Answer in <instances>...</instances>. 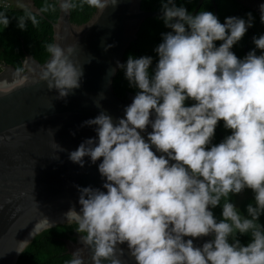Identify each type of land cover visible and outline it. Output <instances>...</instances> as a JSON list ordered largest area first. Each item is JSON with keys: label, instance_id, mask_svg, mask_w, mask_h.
Returning a JSON list of instances; mask_svg holds the SVG:
<instances>
[{"label": "clouds", "instance_id": "9594fccd", "mask_svg": "<svg viewBox=\"0 0 264 264\" xmlns=\"http://www.w3.org/2000/svg\"><path fill=\"white\" fill-rule=\"evenodd\" d=\"M58 3L64 15L84 5L100 14L117 0ZM260 10L264 23V4ZM48 11L56 6L39 10ZM160 11L170 31L154 49V69L150 73L151 56L117 62L111 74L123 70L138 91L115 123L105 111L84 121L95 126L96 136L69 153L80 167L85 157L101 161L103 190L78 187L76 231L83 247L68 264H84L83 248L91 249L92 264H126L123 244L135 264H264V227L258 223L264 213V35L252 38L255 48L241 59L231 49L252 27L251 13L247 20L227 17L221 23L210 11L192 15L175 0H161ZM17 20L21 30L27 20L39 24L31 12ZM9 23L0 12V24ZM216 41L222 43L217 47ZM45 47L51 59L39 80L65 98L83 77L82 67L69 59L74 45ZM186 100L194 103L186 106ZM219 121L231 134L212 145ZM149 126L146 140L141 133ZM246 188L255 201L247 218L229 202L230 194ZM218 205L219 222L210 210ZM237 233L250 234L251 241L241 245ZM209 235L212 240L194 246L193 239Z\"/></svg>", "mask_w": 264, "mask_h": 264}, {"label": "water", "instance_id": "95a60500", "mask_svg": "<svg viewBox=\"0 0 264 264\" xmlns=\"http://www.w3.org/2000/svg\"><path fill=\"white\" fill-rule=\"evenodd\" d=\"M202 1H197L190 14H196ZM236 1L261 14L260 5L264 0ZM141 2L117 0L114 7L109 5L100 14L95 9L88 21L75 24L69 14L60 12L57 1L53 42L61 47L74 45L69 59L83 69L81 86L65 98L58 99L59 93L49 90L47 82L39 80L51 59L50 54L43 63L26 55L23 71L5 65L11 76L0 84V264H8L11 247L26 231L39 225L78 223L76 214L81 207L78 187L101 188L103 180L98 172L101 161L92 164L85 157L84 166L80 167L69 159V153L85 139L96 136L95 126H85L84 121L105 111L115 123L133 100L134 93L128 92L126 98L115 94L113 80L119 69L113 74L110 70L116 69L117 62L123 63L124 53L136 41L143 21L162 15L160 10L141 9ZM211 2L213 14L217 16V4L215 0ZM28 9L42 15L33 0H29ZM227 17L235 16L224 17L222 23ZM106 46L110 47L106 50ZM246 47L247 44L244 51ZM3 79L5 72L0 73V81ZM150 131L149 126L141 135L147 140ZM152 150L155 152L154 146ZM80 235L74 231L62 239L66 253L71 256L83 247ZM210 240L211 235L195 238L193 243L201 247ZM120 247L124 249L126 264H135L128 255L127 245ZM83 255L84 264H92L91 249L83 248Z\"/></svg>", "mask_w": 264, "mask_h": 264}, {"label": "trees", "instance_id": "16d2710c", "mask_svg": "<svg viewBox=\"0 0 264 264\" xmlns=\"http://www.w3.org/2000/svg\"><path fill=\"white\" fill-rule=\"evenodd\" d=\"M9 1L12 2L11 6H0V12L6 14L10 20L6 28L0 24V61L5 65H12L15 69L23 71V60L26 55H31L39 63H43L49 56L45 46L48 43H53V23L57 21L58 17V0H33L35 6L39 10L45 4H54L56 6L55 12L48 11L42 13V15L13 3V1L18 2L20 0ZM197 1L198 0H175L177 6L185 7L189 13L194 9ZM215 2L217 4V18L221 23L224 17L228 15H234L235 17L247 20L248 13H251L253 18L252 27L248 28L242 39L231 49L238 58L242 59L249 51L255 48L252 38L254 36L259 38L260 35H264V28L258 25V23L261 22V14L240 6L236 0H215ZM141 9L150 11L160 10L161 0H142ZM94 11L95 8H91L87 5H84L83 9L78 7L69 13L70 21L75 24L84 23L90 19ZM199 11H210L213 13V4L211 0H203L196 13ZM27 12L37 15L39 24L33 26L31 21L27 20L26 28L21 30L17 27V19L26 16ZM160 16L161 15L147 17L143 21L137 33L136 41L131 43L124 53L122 64L126 63L129 55L133 58L151 56L153 58V63L149 69L151 73L158 61V56L154 49L162 42L161 34L170 31V29L164 26L163 20L159 18ZM214 43L218 47L222 42L216 41ZM246 44L247 47L244 51V46ZM256 54L260 55L261 50L257 49ZM113 88L115 94L119 97H126L128 92L135 94L136 91H138V89L129 86L128 81L124 77V72L121 69H119L113 80ZM193 103L194 101H185L186 106H191ZM230 134V130L224 128L223 121H219L212 139V145L219 144ZM229 202L233 203L240 214L247 218V206L249 204L255 206L254 193L251 189L246 188L239 194H230ZM210 210L213 212L217 222H219L222 219V205H218ZM258 223L264 227V213L259 217ZM77 228L78 223L74 222L55 224L41 230L36 233L20 251L14 264H68L72 256L66 253L65 243L62 239L70 237ZM74 239L75 237H72V240ZM237 239H239L241 245L246 246L247 243L251 241V236L250 234L241 235L237 233Z\"/></svg>", "mask_w": 264, "mask_h": 264}, {"label": "rangeland", "instance_id": "374dc122", "mask_svg": "<svg viewBox=\"0 0 264 264\" xmlns=\"http://www.w3.org/2000/svg\"><path fill=\"white\" fill-rule=\"evenodd\" d=\"M13 3L15 4V5H20V3L19 2H15V1H13ZM258 25L260 26V27H262V28H264V23H261V22H259L258 23ZM25 60V61H24ZM23 60V62L25 63L26 62V59H24ZM25 64H23V66H24ZM3 72H5V78H9L10 76H11V72H9L7 69H6V67H5V64L3 63V62H1L0 61V73H3ZM3 81V80H2ZM5 81V80H4ZM2 84V83H1ZM189 102L191 101V100H188ZM245 190V189H244ZM240 196H241V194H240ZM239 196V197H240ZM48 227H50V226H45V225H39V226H37V227H34V228H32V229H30V230H28V231H26L25 233H24V235H25V237H27L29 234H30V232H32L33 231V235L32 236H34L36 233H38V232H40L41 230H43V229H45V228H48ZM23 236V234L20 236V237H18V239L16 240V242L13 244V246L14 245H16V243L20 240V238ZM11 247V250L14 248V247Z\"/></svg>", "mask_w": 264, "mask_h": 264}, {"label": "bare ground", "instance_id": "6f19581e", "mask_svg": "<svg viewBox=\"0 0 264 264\" xmlns=\"http://www.w3.org/2000/svg\"><path fill=\"white\" fill-rule=\"evenodd\" d=\"M263 27V26H262ZM261 29V28H260ZM264 30V29H263ZM9 78H5L3 79V81H0V84L1 83H5L8 81ZM15 79V78H14ZM5 80V81H4ZM33 231L30 232V234L25 237V235L23 234V236L20 238V240L16 243V245H14L13 249H12V252H11V256H10V259H9V262L8 264H14L15 261H16V258L18 256V254L20 253V251L24 248V246L31 240V238L33 237Z\"/></svg>", "mask_w": 264, "mask_h": 264}, {"label": "flooded vegetation", "instance_id": "af4514ba", "mask_svg": "<svg viewBox=\"0 0 264 264\" xmlns=\"http://www.w3.org/2000/svg\"><path fill=\"white\" fill-rule=\"evenodd\" d=\"M18 2L20 3L21 7H24V8H28L29 7V0H20ZM126 97H122V98H126Z\"/></svg>", "mask_w": 264, "mask_h": 264}, {"label": "built area", "instance_id": "2783aa9c", "mask_svg": "<svg viewBox=\"0 0 264 264\" xmlns=\"http://www.w3.org/2000/svg\"><path fill=\"white\" fill-rule=\"evenodd\" d=\"M11 5H12V2L9 0H0V6L7 7V6H11Z\"/></svg>", "mask_w": 264, "mask_h": 264}]
</instances>
